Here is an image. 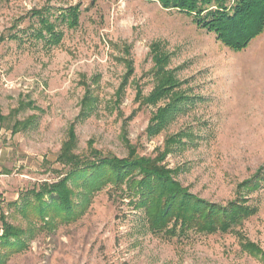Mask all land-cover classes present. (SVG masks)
Here are the masks:
<instances>
[{"label":"rangeland","instance_id":"374dc122","mask_svg":"<svg viewBox=\"0 0 264 264\" xmlns=\"http://www.w3.org/2000/svg\"><path fill=\"white\" fill-rule=\"evenodd\" d=\"M72 6L75 26L61 20ZM36 11L57 24L58 43L37 36ZM156 54L189 99L151 134L153 112L169 99L140 105L136 95L157 85ZM72 123L81 156L125 157L126 139L140 155L169 147L164 163L191 192L223 205L245 197L256 212L226 232L171 235L108 185L77 219L41 220L28 202L71 169L58 156ZM258 173V188L240 189ZM0 210L25 240L3 264H264L242 247L264 251V30L235 50L159 0H0Z\"/></svg>","mask_w":264,"mask_h":264},{"label":"trees","instance_id":"16d2710c","mask_svg":"<svg viewBox=\"0 0 264 264\" xmlns=\"http://www.w3.org/2000/svg\"><path fill=\"white\" fill-rule=\"evenodd\" d=\"M153 1V0H148ZM166 8H172L193 15L199 26L213 31L228 46L235 50L244 49L264 30V0H159ZM39 15L41 28L37 36L48 38L50 43H58L62 33L57 30V24L50 20L49 15L36 11ZM61 20L69 26L78 23L79 8L72 6L62 13ZM49 35V36H48ZM155 74L157 85L149 95L137 90L136 99L140 105H157L166 98L169 101L160 105L153 112L147 131L151 134L159 133L180 109L181 103L189 97L174 91L180 84L169 70H166L167 56H155ZM132 68H129L130 74ZM129 76V75H128ZM127 76V77H128ZM127 79V78H126ZM126 80L117 93L120 95ZM93 97H84V104L91 105ZM22 122L16 121L14 126ZM128 155H102L99 150H92V157L81 156L74 152L77 143L75 123L68 130V139L63 143L58 160L70 165L69 172L59 181L52 184L43 183L39 189H33L34 202L28 206L35 209L41 220L58 217L62 220H75L82 214L87 201L93 193L108 185L121 194L129 197L136 208H143L150 228L167 234H184L190 230L206 233L226 232L241 225L244 219L256 212V207L246 204L247 198L240 197L223 205L212 202L191 192L184 186L175 173L177 169L169 168L164 163L170 148L159 152L155 156L140 155L136 147L125 140ZM171 142H175L172 139ZM249 178L241 188L248 191L256 189L261 184L259 173ZM76 182L71 185L69 182ZM79 187L83 190L79 192ZM48 197L49 200H45ZM82 200L81 207L76 200ZM49 223V222H48ZM0 248L7 252L1 254L0 264L8 255L25 245L22 237L23 229L8 222L5 213L0 210ZM242 247L250 254L264 261V251L249 240H242Z\"/></svg>","mask_w":264,"mask_h":264}]
</instances>
